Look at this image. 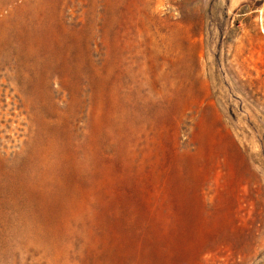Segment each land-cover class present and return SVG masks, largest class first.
<instances>
[{"label":"rangeland","instance_id":"1","mask_svg":"<svg viewBox=\"0 0 264 264\" xmlns=\"http://www.w3.org/2000/svg\"><path fill=\"white\" fill-rule=\"evenodd\" d=\"M0 264H264V0H0Z\"/></svg>","mask_w":264,"mask_h":264},{"label":"bare ground","instance_id":"2","mask_svg":"<svg viewBox=\"0 0 264 264\" xmlns=\"http://www.w3.org/2000/svg\"><path fill=\"white\" fill-rule=\"evenodd\" d=\"M162 46H164V45H162ZM166 46H167V43H166ZM170 47H167L166 49L168 50H165V49H162V52H163V56L164 57H166V56H169L170 54H169V51H170V49H169ZM30 56L32 57V56H34V52L33 53H30ZM29 56V57H30ZM33 58V57H32ZM122 61V60H121ZM121 65H119V66H121L122 67V69L124 68V67H129V65H128V63H126L125 61H124V59H123V61L120 63ZM34 65V64H33ZM35 66V65H34ZM58 66H60L58 63H55V64H49V65H47L46 66V69H49V71L47 72V77L48 78H52L51 76H53V75H55V74H57L58 73V71H60V70H58ZM32 67V66H31ZM61 68V67H60ZM47 71V70H46ZM46 78V77H45ZM47 78V79H48ZM57 82H59L58 80H57ZM62 89V86L61 85H59V89L58 90H61Z\"/></svg>","mask_w":264,"mask_h":264}]
</instances>
